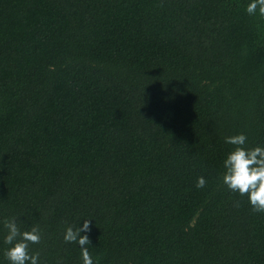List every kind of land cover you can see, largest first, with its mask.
<instances>
[{"label":"trees","instance_id":"1","mask_svg":"<svg viewBox=\"0 0 264 264\" xmlns=\"http://www.w3.org/2000/svg\"><path fill=\"white\" fill-rule=\"evenodd\" d=\"M0 264H264V0H0Z\"/></svg>","mask_w":264,"mask_h":264}]
</instances>
